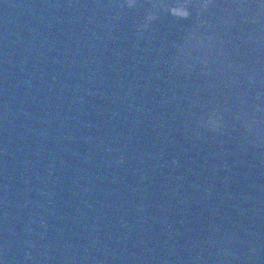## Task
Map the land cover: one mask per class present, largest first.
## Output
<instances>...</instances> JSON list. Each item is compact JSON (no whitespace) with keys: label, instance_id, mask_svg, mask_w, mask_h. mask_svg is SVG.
I'll use <instances>...</instances> for the list:
<instances>
[{"label":"water","instance_id":"water-1","mask_svg":"<svg viewBox=\"0 0 264 264\" xmlns=\"http://www.w3.org/2000/svg\"><path fill=\"white\" fill-rule=\"evenodd\" d=\"M0 264H264L166 0H0Z\"/></svg>","mask_w":264,"mask_h":264}]
</instances>
